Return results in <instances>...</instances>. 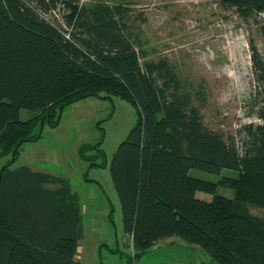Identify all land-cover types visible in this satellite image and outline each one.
Returning <instances> with one entry per match:
<instances>
[{
  "label": "trees",
  "instance_id": "trees-1",
  "mask_svg": "<svg viewBox=\"0 0 264 264\" xmlns=\"http://www.w3.org/2000/svg\"><path fill=\"white\" fill-rule=\"evenodd\" d=\"M216 2L253 20L264 42V0ZM58 8L63 22L52 17ZM130 11L103 1L0 0L3 151L17 149L16 161L19 144L36 137L31 128L38 120H21L22 109L47 118L101 91L117 95L138 113L109 167L135 251L129 264L172 237L206 250L210 264H264V216L251 210L264 206L263 55L249 40L259 122L240 130L238 141L204 123L167 59H146L127 23ZM10 161L0 178V264H82L76 257L84 237L79 195L56 174L15 168V161L7 166ZM191 170L232 173L210 181ZM220 187L233 197L218 194Z\"/></svg>",
  "mask_w": 264,
  "mask_h": 264
},
{
  "label": "rangeland",
  "instance_id": "rangeland-1",
  "mask_svg": "<svg viewBox=\"0 0 264 264\" xmlns=\"http://www.w3.org/2000/svg\"><path fill=\"white\" fill-rule=\"evenodd\" d=\"M76 1L81 5L103 1L128 7L131 11L127 23L141 41L146 59L168 60L182 89L190 93L204 123L212 130L237 136L240 141L239 131L259 122L256 111L260 87L253 71L249 40L254 41L263 57L264 42L253 20H243L232 10L222 8L217 0ZM59 11L61 14V8ZM137 116L132 102L104 91L68 104L61 111L57 108L50 123L39 112L21 110V120L37 118L31 135L39 138H25L19 144L22 148L13 167L29 166L56 174L79 195L84 237L76 257L82 264L131 261L132 241L123 231L121 204L109 167ZM3 149L0 144V173L15 150L10 154ZM82 153L91 160L86 161ZM231 173L224 170L218 176L191 170V175L210 181ZM197 194L211 197L203 192ZM218 194L233 197L227 188L220 187ZM251 210L264 216V206L253 205ZM184 263L210 264V254L185 240L168 245L161 241L135 261Z\"/></svg>",
  "mask_w": 264,
  "mask_h": 264
},
{
  "label": "water",
  "instance_id": "water-1",
  "mask_svg": "<svg viewBox=\"0 0 264 264\" xmlns=\"http://www.w3.org/2000/svg\"><path fill=\"white\" fill-rule=\"evenodd\" d=\"M62 108H63V106H60L59 110L61 111ZM50 118H51V114L48 115V122H49V123H50V120H49ZM59 118H60V116H59ZM59 118H58V121H59ZM42 124H44V123H43V119H42ZM38 138H39V137H36L35 139H38ZM16 151H17V149H15V150L13 151L11 161H10V163L7 164V166H10V165H12V164L14 163V161H15V153H16ZM5 168H6V165H5V166L3 167V169L1 170L0 178H1L2 173H3V171H4Z\"/></svg>",
  "mask_w": 264,
  "mask_h": 264
},
{
  "label": "built area",
  "instance_id": "built-area-1",
  "mask_svg": "<svg viewBox=\"0 0 264 264\" xmlns=\"http://www.w3.org/2000/svg\"><path fill=\"white\" fill-rule=\"evenodd\" d=\"M80 5H81V4H80ZM59 10H60V8L54 10V11L52 12V17H54V18L58 19L59 21L63 22V18H62V16H61ZM134 254H135V251H134V247H133V244H132V256H134Z\"/></svg>",
  "mask_w": 264,
  "mask_h": 264
},
{
  "label": "crops",
  "instance_id": "crops-1",
  "mask_svg": "<svg viewBox=\"0 0 264 264\" xmlns=\"http://www.w3.org/2000/svg\"><path fill=\"white\" fill-rule=\"evenodd\" d=\"M82 211H83V209H82V206H81V213H82ZM181 240H182L181 238L172 237V238H167V239L163 240L162 242L166 243L168 245V244H172V243H175V242L181 241ZM184 264H190V263H184Z\"/></svg>",
  "mask_w": 264,
  "mask_h": 264
},
{
  "label": "flooded vegetation",
  "instance_id": "flooded-vegetation-1",
  "mask_svg": "<svg viewBox=\"0 0 264 264\" xmlns=\"http://www.w3.org/2000/svg\"><path fill=\"white\" fill-rule=\"evenodd\" d=\"M47 119V118H46Z\"/></svg>",
  "mask_w": 264,
  "mask_h": 264
}]
</instances>
